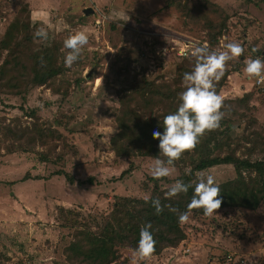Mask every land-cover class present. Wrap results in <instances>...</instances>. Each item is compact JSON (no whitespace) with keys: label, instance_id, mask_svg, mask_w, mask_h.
<instances>
[{"label":"rangeland","instance_id":"1","mask_svg":"<svg viewBox=\"0 0 264 264\" xmlns=\"http://www.w3.org/2000/svg\"><path fill=\"white\" fill-rule=\"evenodd\" d=\"M210 1L229 16L227 28L213 43L205 19L216 21L219 13L204 10L199 0H181L170 8L164 6L165 0H0V39L19 17V44L14 52L26 57L50 47L60 68L48 85L31 88L25 99L0 92L1 124L14 125L13 119L19 118V126L30 125L32 118L24 116L19 107L34 108L74 147V152L56 148L49 162L37 160L32 152L41 149L37 146L11 154L1 150L0 264H66L63 251L74 228L56 220L57 205L101 221L111 211L115 197L151 195L154 158H118L109 137L117 130L115 115L123 89L140 86L143 78L173 81L183 63L193 70V57L176 54L179 38L196 40L199 45L205 41L210 50H223V44L232 41L243 46V55L227 63L226 81L218 92L224 97L221 111L234 153L264 159V84L260 89L255 79L244 73L246 60H264V3ZM86 7L93 13L84 15ZM102 16L105 18L97 26L95 20ZM37 29H44L47 39L37 37ZM80 30L86 31L89 42L68 68L64 60L69 50L63 42ZM6 55V51L0 52V63ZM248 146L255 151L245 154ZM130 163L134 170L120 178ZM60 169L73 177L72 183L64 175H53ZM180 172L179 166H174L167 177L171 182L159 180L158 185L168 188ZM200 174H211L221 184L231 180L235 171L231 164H219L196 171L195 179ZM24 175L27 179L21 181ZM120 224L117 217L111 218L108 229L120 244V256L113 264H132L140 229L126 233ZM152 233L155 253L138 264H264V200L256 210L228 207L213 216L189 213L181 229L168 236L169 242Z\"/></svg>","mask_w":264,"mask_h":264},{"label":"trees","instance_id":"2","mask_svg":"<svg viewBox=\"0 0 264 264\" xmlns=\"http://www.w3.org/2000/svg\"><path fill=\"white\" fill-rule=\"evenodd\" d=\"M199 1L204 10L213 14L219 13L216 21L208 17L205 19L206 26L209 27V40L213 43L222 34V30L227 28L226 21L229 16L215 2ZM245 1L264 3V0ZM180 2L181 0H165L164 6L175 7ZM184 9L192 11L187 7ZM19 24L20 18L17 17L7 26L0 39V52H7L0 63V92L25 99L27 91L31 88L48 85L47 83L60 73V68L52 56L50 47L32 51L26 57L14 52L13 48L19 44ZM27 38L32 42L31 36ZM24 59H29L28 63ZM191 62L194 66V57ZM186 64L189 63L180 65L173 81L156 82L143 78L140 86L121 91L118 98L119 107L115 115L117 130L109 137L110 148L116 157L155 159L159 156L164 159L159 153V141L153 138L152 133L153 131L163 132L164 116L175 112L181 103L179 94L185 90L183 76L186 72H191ZM225 81L224 74L218 82H215L217 93ZM51 90L54 94H58V89L54 86H51ZM19 109L23 111L24 116L32 118V121L30 125L23 127L19 126V118L13 119L14 125H2L0 121V152L1 150L7 154L17 151L27 152L35 150L37 146L41 149L32 152L36 154L39 162L52 161V154L56 148H61L64 152H74L73 145L68 143L65 135L58 130L57 126L42 120L36 109L23 110L22 106ZM230 138L227 120L223 118L218 129L206 132L193 150L184 152L181 158L175 161L174 166H179L181 172L174 183L177 180H182L186 184L191 183L193 187H189L187 193L166 198L165 194L170 186L161 189L158 182L159 180H165L167 183L171 181L167 177L156 179L150 176L149 179L154 184L151 195L147 197L149 202L146 203L145 198L115 197L111 211L101 221L91 215L82 216L73 208L57 205L56 220L64 227L74 228L72 239L63 251L66 264H113L120 256V244L108 232L110 220L114 217L118 218L121 223L120 228L126 233L139 230L141 226L150 222L152 232L160 234L161 238L167 241L170 238L168 236L181 229L182 222L179 217L181 213L188 211L187 206L193 196L196 182L194 173L215 165L231 164L235 171V176L231 180L218 184L219 198L222 200L220 208L258 209L264 200V159L252 160L250 157L237 156L231 146ZM245 149L247 150L244 151L245 154L255 151L251 146ZM185 168L187 170H184ZM133 170V164L130 163L121 172L120 178ZM53 175H64L67 181L73 182V177L62 169L55 171ZM26 179L27 175H24L20 180ZM156 195H159L161 204L165 206L159 215L155 213L151 204V199H156ZM189 213L201 215L203 211L193 209ZM92 227L94 230L91 229Z\"/></svg>","mask_w":264,"mask_h":264},{"label":"clouds","instance_id":"3","mask_svg":"<svg viewBox=\"0 0 264 264\" xmlns=\"http://www.w3.org/2000/svg\"><path fill=\"white\" fill-rule=\"evenodd\" d=\"M35 35L47 39L44 29H37ZM89 42V36L84 30L75 32L63 42L68 49L65 56V66L71 68L78 61L81 51ZM223 50H210L207 45H191V56L195 58V65L191 72L183 76L185 90L179 94L177 110L163 118V132L153 131L154 139L159 141V156L154 159L150 168L153 178L161 179L170 177L174 172V163L186 151L193 150L206 132L218 129L224 118L221 111L224 97L217 93L215 82L224 75L227 63L239 58L245 49L239 42H227ZM43 63V61H42ZM244 73L248 78H254L256 83L264 84V60L260 58L245 61ZM191 183L177 180L166 192V198L187 193ZM220 187L211 175L200 174L194 184V193L187 208L181 213L180 221L189 219V212L193 209H202L205 216H213L221 207ZM146 203L149 198H145ZM152 207L157 215L161 214L164 207L159 198L151 199ZM151 223L141 226L137 247L133 250L132 264L146 262L155 253L156 240L151 231Z\"/></svg>","mask_w":264,"mask_h":264},{"label":"built area","instance_id":"4","mask_svg":"<svg viewBox=\"0 0 264 264\" xmlns=\"http://www.w3.org/2000/svg\"><path fill=\"white\" fill-rule=\"evenodd\" d=\"M105 18V16H102V19L99 18V19H96L95 20V24L97 26H100L101 25V21ZM179 41H180V45L178 47H176V54L178 57H181V58H191V45L193 44H196V45H199L198 41L196 40H192V39H180L179 38ZM203 45H207L208 46V43L207 42H202V44L200 46H203ZM173 50H175V47L173 46L172 47ZM255 84H257L259 87L261 86V84H258L256 83V80H255ZM260 89H262V87H260Z\"/></svg>","mask_w":264,"mask_h":264},{"label":"water","instance_id":"5","mask_svg":"<svg viewBox=\"0 0 264 264\" xmlns=\"http://www.w3.org/2000/svg\"><path fill=\"white\" fill-rule=\"evenodd\" d=\"M93 11H94V10H93L91 7H86V8L83 9V13H84V15L92 14ZM89 76H90V73H88V74L86 75V77H89Z\"/></svg>","mask_w":264,"mask_h":264}]
</instances>
